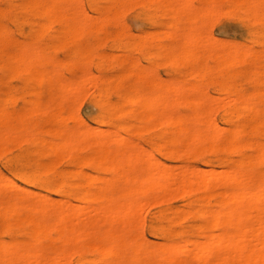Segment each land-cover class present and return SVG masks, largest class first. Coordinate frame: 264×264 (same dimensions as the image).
<instances>
[{"label":"rangeland","instance_id":"rangeland-1","mask_svg":"<svg viewBox=\"0 0 264 264\" xmlns=\"http://www.w3.org/2000/svg\"><path fill=\"white\" fill-rule=\"evenodd\" d=\"M20 1H22V3H20ZM86 1H88V4ZM232 1L233 0H221L220 6L218 7L219 8L218 12L214 11L212 13V14L215 13V15L216 13H219L222 16H220L219 14H217V16L211 15L210 13L207 12L205 8L202 10V11H205V15L209 14L208 16L211 17V19L209 21L208 16H205L204 14H202V12L200 13L203 16L199 15V17L200 16L201 17L200 18L198 17L197 22L200 25L201 23L204 22L205 25L203 23L202 24L203 26H200L202 28H200L201 32L199 31L198 34L204 35V33L207 31L206 35H208V37H206V35L204 37L202 36L203 38L200 36L202 42L204 41L205 43H208V40L209 42L211 41L213 42V40L215 41L213 42V44L209 43L207 45L203 44L204 43L203 42L201 46L198 48L200 49V51L196 49L192 53L194 57L196 58L195 59L196 61H191V58H192L191 52L182 51L177 47L174 48L172 51L168 49L167 47L166 48L164 47L166 44L168 45L167 32L169 31L172 25L171 22H173V18H172V15H169V13L166 11L164 5L161 2H158L155 0L153 1L150 0V2L149 0H121L122 5L119 2H115V0H73V3L68 6V9L70 11L79 10L82 13L83 17L90 19L91 22H93L92 26L87 27L89 28L88 30L90 32H88L87 28H84L82 31L67 30L65 26L69 22L68 18L63 15H59L58 17H56L58 19L57 21V19L51 18V16L49 17L48 14H44L40 12L38 10V7H39L38 0H0V181L5 183V186L7 184H10V182L11 183L14 182L15 184L21 186L20 188H23V190L22 189L18 190L19 186L16 185V186L11 187L8 185L6 186L7 187L6 189V187L3 186L4 190L5 189L6 190L2 192L3 194L6 193V195H3L2 192H0V199L2 200L7 199L9 196L8 194L12 196L16 193H18V195L25 194L26 195L25 197H27V195L31 196L30 191H36V192L38 191L39 195H42L43 193H45L50 198L52 197L54 200H59L61 199L60 195L57 194L58 193L57 189L59 187H64L68 191H72V193L74 192V190H77V191H82V190L88 191L89 190L88 192H91V193L98 191L100 186L102 185L104 186L105 183L103 184V181L109 179L108 177H110V179L113 178L114 173L108 167L109 164L100 162L99 155L101 154V149L95 148L94 146H96L97 143L98 145H100L101 143L100 141L104 140L103 137L105 139L108 138L110 141H112L113 138L110 136L105 137L103 134L102 135L94 134L93 136L97 140H100V141H97L95 144L94 142L96 141V139H94L93 136L90 137L91 139L89 140L87 139L88 140L87 141L86 136L90 135V134H87L89 133L88 130L90 129V127H92L91 132L95 131V126L97 129H99V127L103 128L104 130L105 128L106 129L108 128L107 130L112 129L111 130L112 133H118V134L120 133L119 135L121 136L124 135L125 137H127L125 138L126 140L131 141L130 146L134 145L132 150L137 151L139 146H141V148L143 149L141 150L139 148L141 151L148 149L147 151L149 152L150 150L151 152H153V156L160 159L163 165H165L164 163L173 164V165L179 163L178 165L179 167H176V170L178 172H180L181 169H183V167H188L191 170H197V173L201 172L200 174H202L201 168H204V169L209 168V170L210 168H212L213 170L211 171H214L217 173L219 172L215 171V169H218L220 171L223 169L224 171L222 172L224 173H225V169L226 170L228 169L230 172H232L233 170H231V168L234 169V164L240 162L243 159V157L241 155V149L238 148L239 150L238 151L237 148L235 147H232V148L227 147L228 139L230 136L229 131L228 132L225 131L223 133L219 144L214 149L210 147L209 143L199 142L198 144L197 142L194 143V142L189 141V139L190 140L193 139V137H191L188 139L187 145L185 147H181L183 148L182 151L177 153L175 156L169 155L168 152L165 150V148L159 149L157 147V143L160 141H171L172 139L177 138V136L179 135V133L177 132L178 129H175L174 127L167 129L166 126L154 127L152 124H150L151 118L148 114V113L151 114V111L153 109V108L151 109V107H153L156 104V102H154L153 100H157V103H160L161 101L163 102L166 101V100H159L157 97H155V96L159 97V95L152 96L154 93H158L160 94V96L164 95L163 97L164 98L167 97L166 98L167 100L170 99L169 102L167 101L168 103H171L170 106L168 107H169V110H172L170 108L173 107V110L175 111L174 114L180 113L181 115H183L186 112H188L190 114L188 115L189 118L195 117L194 115H192V113L196 111L195 107L198 105L197 103H200V102H197L199 98L200 100H205L206 98L208 99L207 102H213V100L212 101L209 100V99L214 98V97L212 98L211 95L213 96L218 95L221 97L225 95L223 97V100L221 98L219 100H222L221 102L223 103L225 99H228L227 97H230L226 102H224V103H228L229 100L231 101V98L232 100L234 99L236 100L237 94H240L245 100H248L249 102L256 104L261 110L260 113L254 117L253 119L254 123L259 125L264 122V83L262 82L264 81V74H261V72L264 73V64H263L264 63V24L261 20L251 19L241 10L232 8V5H231ZM251 1H254V0H251ZM260 1H264V0H260ZM16 3H20V4L15 5ZM28 4H31L30 5L31 7H27ZM201 4L203 5V7H206L203 0L194 1V5L196 6L200 7L202 6ZM123 6L126 8H124ZM119 8L121 9V11H118ZM114 10H116V13L114 12ZM19 11L23 12L21 13L22 17L20 16ZM84 12L85 13L88 12V14L90 15L83 14ZM243 15L247 16V18L243 17ZM110 16L114 17V19L111 18ZM36 18L39 20H37ZM94 20L95 21L97 20V21L95 22ZM259 21L261 22V24ZM102 22L105 23L108 27L100 28L99 25ZM168 24L169 26H167ZM54 25L57 27H55ZM208 25L210 26L208 27ZM184 26H186V21L182 23V27ZM204 28L205 30H203ZM164 30H167V31H164ZM216 38H220V41L217 40ZM96 39L98 40L95 41ZM226 40L228 42L231 40L230 44L235 45L234 47L231 46V49L233 51H241V49H243L242 52L244 54H247L248 59L246 61L235 62L233 64L232 74L227 82L224 81L222 77L221 69H216L215 75L212 78H204L205 69L207 67H213L216 65V55L227 52L226 45L228 44H226L227 43ZM258 40L259 42L257 43ZM217 41L220 43L217 44V46L215 47H219V49L214 48V45H216ZM221 41L224 44L223 46H222ZM91 44H94L95 49ZM178 44H183V40L179 41ZM209 45H212L210 46L212 50L209 48ZM22 46L23 47L25 46V47L23 48ZM117 46L118 47L122 46L123 48L120 47L121 48L120 50V48H116ZM203 46H206L207 48ZM229 46L230 45H228V47ZM244 47H246L248 51H246L247 49ZM5 52L7 53L5 54ZM178 52L180 54H178ZM184 52L187 54H185ZM216 52H218V54ZM118 53H120V55ZM255 54H258L257 57H255L256 56ZM164 55L166 57H164ZM19 57L25 58V61H26L25 63L27 64V66L33 65L34 63L37 62L36 64L33 65L35 67V68L33 67L34 69L38 68L39 70L41 69L46 72L55 71L56 69L57 71H60V70L63 71V74L58 76V79L61 80L60 81L61 84L66 85V83H68V85L71 86V90L75 89L73 88V86L80 87V90L76 88V91L74 92L78 95H74V93H72L73 96L70 95L71 90L67 92L65 88L63 87V85H61L62 87L59 86L60 88L59 87L51 88L48 85L43 86L41 84V81L37 83L39 81L37 79L39 78L35 76L32 77L30 72L26 70L24 66H19L16 63L15 60L16 58H19ZM38 57H39V60H37ZM84 57L87 58V61H86V58ZM48 58L50 60L49 62L47 60ZM59 58H60V61L62 62L59 61ZM165 60L168 62H166ZM70 61H73V63ZM173 61H175V63ZM120 62H124L125 64L123 65V63H120ZM71 63L72 65L70 66ZM187 63L189 64L187 65ZM145 70H148V71H145ZM256 71H258L262 75L261 82L256 80V77H257ZM85 73L87 76L85 75ZM96 74H99V75H96ZM118 74L121 77L118 76ZM142 74L144 76H141ZM152 74H155V75H152ZM185 75L187 76L185 77ZM96 76L102 79L100 80ZM84 77L86 78L88 77L87 79L85 78L86 81ZM241 77L243 79H240ZM159 78H162V79L160 80ZM174 79H177V80L175 81ZM165 80L167 82H165ZM155 81L157 82L159 81L161 83H164V82L169 83L170 88H172L173 84L176 85V83H178L179 86H175V88L179 89V87L180 86L181 87L179 90L177 89L176 98L181 99L180 97H183L184 102L183 101L178 102L179 101L178 99L177 101L174 100L175 99L174 92L170 93L171 91H176L174 90V88H172L173 90L169 89L171 90L169 91L167 89L169 87L165 86L167 84H165L164 86L162 84H159L160 86L162 85V91H161V87H159L158 84H156L157 82ZM185 85L186 86L190 85L189 86L190 88L185 90L186 89V88L184 89V87H186ZM226 85L228 86L229 90H225L224 87ZM196 86L200 87V89L199 90H195V89L189 90L194 87L196 88ZM124 88L125 90H123ZM202 88L203 89L206 88V90L208 89L207 92L206 90H204L206 94H202L204 93V92H201ZM163 89H165L166 91ZM82 90H84V92ZM183 90L186 91L185 94H182L184 93ZM37 91L38 93L36 94ZM180 91H182V93ZM256 91H259V93ZM81 92L85 93L83 94V96L85 97L82 98L81 97L82 95L80 96V94H82ZM160 92H162L163 95H161ZM191 92L195 94H192ZM187 93L188 94L191 93L192 95L189 94L190 95L189 96ZM59 94L61 97L63 96L64 98L65 97L66 98L65 99L60 98V96H58ZM128 95L130 97H128ZM170 95L171 97L173 96L174 99L170 98ZM185 95L188 99L184 98ZM208 95L209 97H207ZM142 96L143 97L146 96V97L143 99ZM147 96H148V99L146 100ZM233 97L235 98L233 99ZM128 98H130L129 99L130 101L133 100L132 101L133 103H130ZM136 98H138L139 100L138 99L136 100ZM140 99H143V100L141 101ZM185 99L187 100L191 99L190 100L191 102L186 101ZM214 99H215L214 100L215 103H213V105L211 106H209L208 103H205L206 101L204 102L202 101L203 104H205L208 108L216 107L217 109V110L215 109L216 111L214 110L212 113L210 111V115H209V112H206L207 115L203 114L202 117L209 118L210 116L212 117V119H215L214 121H216L217 123L214 122L212 119L209 120L210 122L212 120L214 123L220 125L221 127H226L228 129L231 126L234 127L239 124H241L242 126L244 125L243 128L246 130V133L248 134L246 136V140L248 138L249 140L254 138V134L252 135L249 133L250 130L248 127V125L252 121L250 120V117H247L242 113V108L244 104V102L242 101L243 99L238 100V101H233V103H228V105L227 104L222 105V103L219 102L221 103L219 105L220 107L216 105V104H219L217 103V101L219 100L217 98H214ZM146 101H152V104L154 105L149 106V109H148L147 105H150L151 102L147 103ZM143 102H146L147 105L146 106L143 105L145 104ZM167 102L165 103L169 105ZM45 103H48V104H45ZM139 103L142 108L139 107L140 106ZM32 104L37 105V106L35 107ZM160 105L162 106V104ZM74 108L78 110H75ZM127 108H129L130 110ZM140 109L141 110L143 109L142 111L144 112V115ZM226 109L228 110L233 109L234 115L232 113H227ZM28 110L32 112H29ZM104 110H107L108 112ZM104 112H105V116L104 115L102 116ZM112 113L114 114V116ZM211 114H214V116H212ZM63 115H64V118H63ZM81 117L83 118V120L80 119ZM185 117H187V115H185ZM230 117H233V118H230ZM208 118L206 119L203 118L202 121H204V119L208 120ZM79 120L82 122V125L84 124L85 125L82 126L81 123H77V122H80ZM227 120L230 121V123H227ZM203 124L205 123L204 122L202 123L194 122V124L193 123L191 124V130L197 131L198 129L199 130L204 129L207 131L208 129L206 127H208V125L206 124L203 125ZM143 125L147 127L149 125L150 127L148 128L146 127L145 131L142 130V132H139L141 131L140 129H144ZM74 126L76 127L74 128ZM57 128L61 132L69 130L70 128L73 129L72 131L76 130L74 131V134L82 137V140H81L82 142H80L79 144L82 146V143H83V147H82L83 150L81 147H78L77 148L78 150L77 149L72 150V147H70L71 150L69 151L60 152V153L55 154L51 146L46 145L44 141L48 139L50 136H53L54 141L56 142L59 141L60 138L58 134L61 132ZM135 129H137V132H135L136 131ZM148 129L150 131H148ZM146 130L148 132H146ZM11 131H12V134H11ZM169 131H171L172 133ZM82 133L84 136H81ZM84 133L87 135L85 136ZM6 134L8 135L7 138H6ZM157 134L159 135L157 136ZM225 134L228 137H226ZM160 135H163L165 137H162ZM124 136L122 137L124 138ZM259 139L262 143H264V135L260 136ZM92 140H94V142H92ZM223 141H226V142H223ZM85 142L89 144V148H86L87 146ZM91 142L94 144L93 146ZM135 144L138 146H136ZM189 144L190 145L193 144L192 148L194 149H192L189 146ZM143 146L146 148H143ZM204 146H206L205 149L203 148ZM185 148H187L188 150L186 149L187 151H185ZM189 148L192 150H190ZM225 152H227V154ZM243 152L246 154H250L251 151L249 147H245L243 149ZM75 153L77 157L75 156ZM68 154H69V157L67 156ZM182 158H184V160ZM226 159H228L229 161H226ZM235 159H238V160H235ZM206 162L207 164H205ZM181 163H183V165ZM184 163H188V164H184ZM255 164H256L255 170L257 172L263 171L262 173H264V160L255 162ZM103 165H106V166H103ZM173 165H169V166L171 167ZM87 168L89 169L92 168V170H89ZM178 168L180 169V171ZM193 168H196V169H193ZM84 171H87L89 174L92 173L93 175H96V176H93L94 179H97L98 176L103 177L104 175H105L104 177L106 178L105 179L104 177L103 179L99 178V179H102L103 181L102 180L93 181V177H89L88 173ZM83 172L86 176L83 175ZM230 172L227 171V173H230ZM2 173H4V175ZM146 173H144L145 174L144 176L142 175L143 173L140 174L137 184L140 185L142 183L141 181L143 180L144 181L146 180L148 181V179L150 180V177H151L150 173H149L150 177H148V179L143 178L147 176ZM6 175L9 177L10 180L8 178L6 179L7 177ZM1 176L3 177L6 176V177L4 179ZM68 178L70 179L68 180ZM140 178L141 179L143 178V180H140ZM88 179L91 181H88ZM5 180L6 182H4ZM222 181L212 182L217 187L216 188L217 190L220 191L222 188H226L228 190L230 189L234 190L236 188L234 185L224 186V184H227V183L224 181L225 183L223 184ZM66 183L70 184L71 186L70 185L67 186ZM117 184L122 185L123 181H119ZM147 184H151V183L148 181ZM36 187H39V188H36ZM45 187H46V190H45ZM95 187L97 188V190ZM195 190H196L195 188H189L187 189V192L185 190H184L185 192H183L182 190H179L183 195H180L177 198V196H175L176 195L175 192H177V190L173 189L170 191L172 194L169 193L167 195L168 197L163 196L167 198L165 201H159V200H162V198L160 199L158 198L159 204H156L153 206L151 205V207L149 206L150 204H153L155 201L156 203L158 202L157 198L154 197L153 194L149 195L148 197H145L143 200L145 208L141 207L138 210V217H137L140 223H142L143 225L141 224L142 226L140 227V223H138L140 227L138 231L134 229H130V228H129L130 231L128 230V228H127V231L130 233L139 234V236H140V232H142L141 234H143L144 237H142L143 235H141L140 241L141 242L147 241V242H144L145 247L148 249L151 248L152 251L156 250L155 244L157 243L155 242H158L157 240H159L160 242H165V244H170V243L175 244L176 243L180 245V243H183L182 245H180V248L186 243L185 241L188 242V241H191L192 239H193L192 241H194L195 238L196 240H201L199 242L206 241L207 240L206 237H208L207 233L209 231L205 233L204 235L199 234L196 231V228L199 225L205 224V222L201 219V217L196 212L202 209L208 210L211 207L218 206L219 205L218 203H220L221 201L220 199L221 196H220V193L217 191L214 193H219V194H213L210 201H205L204 200L205 193L199 189H197L199 191L197 190L195 191ZM222 190H225V189H222ZM163 194L165 193L160 192V197H162L161 195ZM170 194L172 196L169 197ZM215 195H216V198H215ZM154 198L156 200H154V202L149 203V200L151 199L152 201V199ZM66 199L72 201L71 203H73L74 205H76L75 203L80 204V200L78 196L75 194L66 196ZM146 199H149V200H146ZM29 201L34 203V200H29ZM97 205H99V203ZM147 207L149 208L147 209ZM182 208H184L187 211L185 215L188 217L185 216L183 220L180 222L171 223L170 218L173 217V215L178 211V209L181 210ZM169 211H171L172 213L174 212V213L172 214ZM95 214L96 212L93 213V215ZM141 215H142V218L140 217ZM5 217L6 219H4ZM21 217H24V219L26 220H24ZM28 217H29V213L27 211L20 210L18 211V213H16V215H11L8 209H5L4 206H1L0 207V219L2 221L0 220V235H1L0 243H2L3 245H7V244H10L12 241L13 242L28 241L29 237L27 235L29 232L28 230L30 228L28 224ZM100 218L103 219L105 226H106L108 224V219L105 218L104 216ZM152 219H153V222L150 221ZM195 224L197 225L195 226ZM155 225H158V227H160L161 229L163 228L165 231L164 232L165 234L163 233L161 235H156L154 233ZM161 225L164 227H162ZM192 225H194V227H192ZM113 226L116 231H120V229L123 228V226L120 224H114ZM169 229H170V232L168 231ZM192 230L193 232H195L194 234L192 233ZM9 231H11L12 233ZM99 231H100L99 228L96 229L94 235H92L88 239V241H86L85 246L78 249L79 251L75 252V254L72 255L71 257L72 264H76V263L77 264H91L92 261L100 258L101 252H99V250L96 249L95 247L90 246L93 244L99 245V244H103L107 242L104 239L100 240L98 238ZM220 231H218V233ZM57 236H58V228L54 227L50 229L48 237L46 239H43L37 248L39 250L44 249V251L45 250L52 251V249L54 250L56 247L60 246V243L57 240H55ZM160 242H158V244H161ZM157 246L161 247V245L160 246L157 245ZM224 250L227 251L228 249H224ZM125 254L127 257H129L130 255V253L128 252ZM187 255L179 256V254L178 255L176 254L175 264H178V263L197 264L198 263L194 257V253L190 252ZM152 258L148 259V264H158L159 263V259H156L157 257L155 255H152ZM111 259L112 258L109 257L107 260H111ZM143 260L145 259L143 258ZM204 262H207L208 264L214 263L215 259L213 257H207V258H204Z\"/></svg>","mask_w":264,"mask_h":264},{"label":"bare ground","instance_id":"bare-ground-1","mask_svg":"<svg viewBox=\"0 0 264 264\" xmlns=\"http://www.w3.org/2000/svg\"><path fill=\"white\" fill-rule=\"evenodd\" d=\"M38 1H39L38 10L44 14H48L49 17L51 16V18H55V19H57L56 17H58L59 15H63L65 17H67L69 22L67 23V25L65 27L69 31L70 30L82 31L84 28H87V27L93 25L92 24L93 22H91L90 19L83 17L82 13L79 10L70 11L68 9V6L73 3V0H38ZM155 1L161 2L164 5L166 11L169 13V15H172V18H173V22H171L172 25H171L169 31L167 32L168 45L166 44L164 47L165 48L167 47L168 49H170L172 51L176 47L182 51H189V52H191V55H192L191 61H196L195 60L196 58L194 57V55L192 53H193V51H195L196 49H198L201 46V44L204 42V41L202 42L201 37L202 36L204 37L207 33V31H206L204 33V35L198 34L200 31V28H202L200 26H203L202 24L204 23V22L201 23V25L198 24V22H197L198 17H199V15L203 16L202 14L205 15V11H202L204 8L211 15H215V13L214 14H212V13L214 11L218 12V10H219L218 7L220 6L221 0H203L206 7H203L202 4H201L202 6H200V7L194 5L195 0H155ZM86 2L88 4V1H86ZM115 2H119L121 4V0L120 1L115 0ZM149 2H150V0H149ZM20 3H22V1H20ZM20 3H16L15 5H17V4L19 5ZM133 4H135V3H133ZM30 5L31 4H28L27 7H31ZM207 5H208V7H207ZM231 5H232V8L238 9V10H241L242 12H244L247 16H249V18L254 19V20L259 19L264 24V1H260V0H254V1H251V0H233ZM88 7H89V5H88ZM124 8H126V7H124ZM23 9H24V7H23ZM119 9H118V11H121V9L120 10ZM82 11H83V9H82ZM19 12H20V16H21V13H23V12H21V11H19ZM85 12L83 14H88V12L87 13H85ZM114 12L116 13V10H114ZM201 12H202V14H200ZM159 13H160V11H159ZM217 14H219V13H216L215 16H217ZM88 15H90V14H88ZM208 15L209 14H207L205 16H208ZM43 16H45V15H43ZM220 16H222V15H220ZM247 16L243 15V17H246V18H247ZM111 18L114 19V17H111ZM208 18L210 21L211 17L208 16ZM37 20H39V19H37ZM57 21H58V19H57ZM57 21H56V23H57ZM184 21H186V26L182 27V23H184ZM260 24H261V22H260ZM204 25H205V23H204ZM99 26H100V28L108 27L103 22ZM167 26H169V24ZM209 26L210 25H208V27ZM55 27H57V26H55ZM88 29L89 28H87V30ZM203 30H205V28ZM164 31H167V30H164ZM88 32H90V31L88 30ZM159 32H161V31H159ZM206 37H208V35H206ZM216 39L220 41V38H216ZM59 40H60V38H59ZM97 40L98 39H96L95 41H97ZM181 40H183V44H178L179 41H181ZM214 41L215 40H213V42ZM230 41L229 42L227 41V43H226V44L230 45L229 47H228V45L225 44L226 48H227L226 53L218 54V52H216L218 54V55L215 54L216 55V65L213 67H207L205 69L204 78H212L215 75L216 69H221L222 70V77H223L224 81L227 82L229 80L231 74H232L233 64L235 62H240V61L242 62V61H246L248 59L247 54H244L242 52L243 49H241V51H233L231 49V46L234 47L235 45H231ZM86 42H88V41H86ZM213 42L212 41L209 42V40H208V43L204 42L203 44H206V45L209 43L213 44ZM258 42H259V40L257 41V43ZM219 43L220 42L217 41L216 45H214V48L219 49V47H215ZM115 44H117V43H115ZM22 45H24V44H22ZM27 45H29V44H27ZM91 45L94 47V44H91ZM223 45L224 44L222 42V46ZM210 46H212V45H209V48H210ZM120 47L123 48L122 46H120ZM120 47L117 46L116 48H120ZM203 47H206V46H203ZM108 48H110V47H108ZM121 48H120V50H121ZM244 48H246V47H244ZM94 49H95V47H94ZM162 49H163V47H162ZM198 50L200 51V49H198ZM207 50H209V49H207ZM222 50H224V49H222ZM86 51H88V50H86ZM202 51H204V50H202ZM246 51H248V49ZM93 52H95V51H93ZM3 53H4V51H3ZM6 53L7 52H5V54ZM254 53H256V52H254ZM118 54L120 55V53H118ZM178 54H180V53L178 52ZM185 54H187V53H185ZM255 55H256L255 57H257L258 54H255ZM260 55H261V53H260ZM164 57H166V56L164 55ZM7 58H5V59H7ZM84 58H86V57H84ZM213 58H215V57H213ZM37 60H39V57L37 58ZM47 60H48V62L50 61L49 58ZM47 60H45V61H47ZM61 60H62V58H61ZM15 61L19 66H24L25 69L30 72L32 77L35 76V77L39 78V79H37L39 81L38 82L36 81L37 83H39L41 81V84L43 86L48 85L51 88L52 87H59V86L63 85V87L65 88V90L67 92L71 90V86L68 85V83H66V85L61 84V82H60L61 80L58 79V76L62 75L63 71H61V70L57 71V69H56L55 71H51V72L47 71L46 72V71L41 70V69L39 70L37 67H36L37 69H34L35 67L33 65L36 64L37 62L34 63L33 65L27 66V64L25 63L26 61H25L24 57L16 58ZM59 61H60V58H59ZM86 61H87V58H86ZM60 62H62V61H60ZM70 62L73 63V61H70ZM81 62H83V61H81ZM166 62H168V61H166ZM173 62L175 63V61H173ZM72 63L70 64V66L72 65ZM120 63H123V65L125 64L124 62H120ZM188 64L189 63H187V65ZM248 65H250V64H248ZM127 66H129V65H127ZM124 67H126V66H124ZM175 70H177V69H175ZM145 71H148V70H145ZM258 71H256V75H257L256 80L261 82L262 81V78H261L262 75L261 74H264V73L261 72V74H260ZM179 72H181V71H179ZM85 75H86V73H85ZM96 75H99V74H96ZM152 75H155V74H152ZM179 75H181V74H179ZM118 76H120V75L118 74ZM141 76H144V75L142 74ZM186 76L187 75H185V77ZM242 77L240 79H243ZM85 78L86 77H84V79ZM97 78H99L100 80L102 79L100 77H97ZM122 78H124V77H122ZM86 79H85V81H86ZM89 79H90V77H89ZM159 79L161 80L162 78H159ZM145 80H146V78H145ZM169 80H170V78H169ZM174 80L176 81L177 79H174ZM19 81H21V80H19ZM159 81L158 82L155 81V82H157L156 84H158V86L161 87V91H162V85L164 86L165 84H167V85H165L166 87L167 86L169 87V85H170L169 83H165V82H167L166 80L164 83H161ZM262 82L264 83V81H262ZM159 84H162V85L160 86ZM175 86H179L178 83H176V85L173 84V86H172V88H174V90H176V91H171L173 89L170 87L167 88L168 90L171 89V90H169V91H171L170 93L174 92V94H175L174 95L175 99L173 98V96L171 97V95H170V98H173L176 101L178 99L179 100L178 102H180V101L184 102L183 97L178 96L182 100L179 98H176L177 97L176 92H177L178 88H175ZM189 86L190 85H187L186 87H184V89L186 88L185 90H187L188 88H190ZM81 87H83V86H81ZM85 87H87V86H85ZM180 87H179V89H180ZM73 88H75V89H73ZM73 88H72L73 90H71V94H70L72 96H73L72 93H74L76 91V88L78 90H80V87H78V86L77 87L73 86ZM206 88H204V89L202 88L201 92H204V90H206ZM224 88H225V90H229L227 85ZM192 89L199 90L200 87L196 86V88L194 87V88H191L189 90H192ZM84 90H82V91L84 92ZM123 90H125V88ZM163 90H165V89H163ZM185 90H183L184 93H182V91H180V92L182 94H185V92H186ZM207 90H206V92H207ZM206 92H204L202 94H206ZM256 92L259 93V91H256ZM37 93H38V91L36 92V94ZM160 93H161V95H163L162 92H160ZM191 93H189V94H191ZM83 94H85V93L80 94V96L82 95L81 96L82 98L85 97V96H83ZM192 94H195V93H192ZM74 95H78V94L74 93ZM154 95H159V97L158 96H155V97H157L159 100H166L165 102H167V101L169 102V100H170V99L167 100L166 99L167 97L164 98L163 97L164 95L160 96V94H158V93H154L152 96H154ZM196 95H198V94H196ZM58 96H60V94ZM181 96H183V95H181ZM204 96H206V95H204ZM211 96H212V98L214 97V98H217L218 100L221 98L223 100V97L225 95L223 97L218 96V95H217L218 97L216 95H214V96L211 95ZM128 97H130V96L128 95ZM145 97L146 96H144L143 99ZM207 97H209V95ZM60 98H64V97L60 96ZM184 98H187L186 95L184 96ZM214 98L209 99L211 101L213 100V102H207L208 99H206V98H205V100H200V98H199L200 101L197 100V102H200V103H197L198 105L195 107L196 111L192 113V115L195 116L194 118H192L191 116H190L191 118H189L188 115H190V114L188 112H186L188 114L185 113L183 115H181L180 113L174 114L175 111L173 110V107L170 108L173 110V112H172V110H169L168 106H170L171 103H168V102L167 103L169 105H167L163 101H161L160 103H157V100L152 99L154 102H156L155 105L152 104V101H146L147 103L151 102L150 105H147L146 102H143V103H145L143 105H145V106L147 105L148 109H149V106L154 105L153 107H151V109L153 108L151 111V114L148 113L150 118H151L150 124H152L154 127L166 126L167 129L172 128V127H174L175 129H178L177 132L179 133V135L177 136V138L174 137L175 139H172L171 141H160L157 143V147L159 149L165 148V150L168 152L169 155L175 156L177 153L182 151L183 148H181V147H185L188 143V139L191 137H193V139L195 141L193 139H191V140L189 139V141L194 142V143L197 142L198 144H199V142L200 143H203V142L209 143L210 147L212 149H214L219 144L223 133L225 131H227V132L229 131L230 136L228 139V146L227 147L228 148L229 147L230 148L235 147V148H237V150H238V148L241 149V155L243 157L242 160L240 159L241 160L240 162L234 164V169L231 168V170H233L232 172H230L228 169L227 170L225 169V173H224V172H222V171H224L223 169L221 171L218 169H215V171H218L220 173L219 174L217 172L211 171V170H213L212 168H210V170H209V168L208 169L201 168L202 169L201 171L203 174L202 175V174H200L201 172L197 173V170H191L188 167H183V169H181V171L178 168L180 171V172H178L176 170V167H179L178 166L179 163L175 164V165L164 163L165 165H163V163H161L162 161H160V159L153 156V152H151L150 150H149V152L147 151L148 149L141 151L143 149L141 148V146H139L137 151L132 150L134 145L130 146L131 141L126 140L125 138H127V137H125L124 135H122V136H124V138H123L121 135H119L120 133L119 134L118 133H112L111 132L112 129L107 130L108 128L107 129L105 128V130H104L101 127H99V129H97L96 126H95V131L91 132L92 127H90L89 130L87 129L89 131V133H87V134H90V135L86 136L87 134L84 133L86 136V140L91 139L90 137H92L94 134H99V135L103 134L105 137L110 136L113 138L112 141H110L108 138L105 139L103 137L104 140L100 141V140H97L93 136V138L96 139V141L94 142V140H92V142H94L95 144L97 141L101 142L100 145H98V143H97L96 146H98V147H96V146H94V147L101 149V154L99 155V160H100V162H104V163L109 164L108 167L114 173L113 178L110 179V177H108L109 179L104 180L105 181L104 182L102 179L105 175L103 177L98 176L97 179H94L93 176H96V175H93L92 173H91L92 174L91 175L87 171H84V172L88 173L89 177H93V181L94 180H96V181L102 180L103 184L105 183L104 186L103 185L100 186L98 191H96L94 193L88 192L89 190L88 191L74 190V192L72 193V191H68L64 187H59L57 189V192H58L57 194H59L61 197V199H59V200H54L52 197L50 198L45 193H43L45 195H43V194L39 195L38 191L37 192L36 191H30L31 196L27 195V197H25L26 196L25 194L24 195H21V194L18 195V193H16L12 196L10 194H8L9 196L7 199H3V200L0 199V207L4 206L5 209H8V211L10 212L11 215H16V213H18V211H20V210L27 211L29 213L28 224L30 226V228L28 230L29 232L27 235L29 237L28 241H24V242H13L12 241L11 243L8 242L10 244H7V245H3L2 243H0V264H72V261H71L72 255L75 254V252L79 251L78 249L85 246L86 241H88V239L92 235H94L95 230L98 228L100 229L99 233L97 232L98 238L100 240L104 239L107 242H105L103 244H99V245L93 244L95 246L90 245V246L98 249L99 252H101L100 258L92 261L91 264H148V259L152 258V255H155L157 257L156 259H159L158 264H175L176 263V261H175L176 254L177 255L179 254V256L180 255L183 256V255L189 254L190 252L194 253V257L198 262L197 264H208L207 262H204V258H207V257H213L215 259L214 263H209V264H264V173H262L263 171L257 172L255 170V165H256L255 162H259V161L264 160V143H262L259 139L260 136L264 135V122L262 124L258 125L256 123H254V121H253L254 117L257 116L261 110L256 104L251 103L248 100H245L242 97V95H240V94H237L236 100L234 99L235 97H233L234 100H232V98H231V101L229 100L228 103H233V101H238V100L243 99L242 101L244 102V104H243V108H242V113L245 116L250 117V120L252 122L248 125L249 130H250L249 133L252 135L254 134V138H252L251 140H249V138H248L246 140V136L248 134L246 133V130L243 128L244 125L242 126L241 124H239V125H236L234 127L231 126L228 129L226 127H221L220 125L216 124L217 122L214 121L215 119H212V117L209 116L210 111L212 113L216 109V107H209L208 108L205 104H203V102L206 101L205 103H208L209 106H211V105H213V103H215ZM227 98L229 99L230 97H227ZM97 99H99V98H97ZM100 99H101V97H100ZM129 99L130 98H128V100ZM137 99L138 98H136V100ZM143 99H140V100L142 101ZM147 99H148V96H147L146 100ZM187 99H185V100L191 102L190 101L191 99L190 100H187ZM228 99H225L223 101V103L221 102L222 100H219V101H217V103L221 102L222 105L223 104L228 105V103H224ZM159 100H158V102H159ZM132 101H130V103H133ZM210 103H212V104H210ZM221 103L216 104V105L218 107H220L219 105ZM33 104H35V103H33ZM45 104H48V103H45ZM160 104H162V106ZM60 105H61V103H60ZM62 105H63V103H62ZM139 105H140V103H139ZM33 106L36 107L37 105H33ZM99 107H100V105H99ZM139 107L142 108L141 105ZM176 108H174V109H176ZM222 108H224V107H222ZM127 109H129V108H127ZM218 109H220V108H218ZM75 110H78V109H75ZM132 110H133V108H132ZM40 111H41V109H40ZM104 111H107V110H104ZM29 112H32V111H29ZM206 112H209V115H208L209 118L208 117H202V115L206 114ZM226 112L233 114L234 110L233 109H229V110L226 109ZM226 112H225V114H226ZM103 115L105 116V112H104V114H102V116ZM143 115H144V112H143ZM185 115H187V117H185ZM211 115L214 116V114H211ZM71 116H73V115H71ZM79 116H81V115H79ZM113 116H114V114H113ZM106 117H108V116H106ZM63 118H64V115H63ZM63 118H61V119H63ZM203 118H205V119L208 118V120L204 119V121H202ZM230 118H233V117H230ZM80 119L83 120L82 117ZM210 119H212L216 123H214L212 120L210 122L209 121ZM240 120H241V118H240ZM194 122H196V123L204 122L206 125H208V127H206L208 130L206 131L204 129L203 130L198 129L197 131H192L191 130V124L192 123L194 124ZM77 123H81V125H82L81 121L77 122ZM227 123H230V121L227 120ZM205 124H203V125H205ZM84 125H82V126H84ZM149 125H148V127H150ZM226 125H228V124H226ZM75 127L76 126H74V128ZM143 127H144V129H140L141 131H139V132H142V130L145 131L147 126L143 125ZM203 127H205V126H203ZM65 129H66V127H65ZM70 129L63 131V132H61L58 129L61 132L58 134V136L60 138L59 141H57V142L54 141L53 136H50L48 139H46L44 141V143H46V145H50L55 154L60 153V152L69 151V150H71L70 147H72V150L77 149L78 147L82 148L83 143H82V146L79 144L80 142H82L81 141L82 137L74 134V131H76V130L72 131L73 129H71V131H70ZM201 129H202V127H201ZM113 130H115V129H113ZM135 130H136L135 132H137V129H135ZM160 130H162V129H160ZM148 131H150V130L148 129ZM148 131L146 130V132H148ZM169 132H171V131H169ZM55 133H57V132H55ZM162 133H163V131H162ZM11 134H12V131H11ZM158 135L159 134H157V136ZM7 136L8 135L6 134V138H7ZM81 136H84L83 133L81 134ZM160 136L165 137L163 135H160ZM226 137H228V136L226 135ZM17 139H19V138H17ZM223 142H226V141H223ZM20 144H21V142H20ZM85 144L87 146V147L86 146L85 147L89 148V144L86 142H85ZM93 145L94 144L92 143V146ZM131 145H132V143H131ZM192 145L189 144V146L191 148H192ZM136 146H138V145H136ZM205 147L206 146H204L203 148L205 149ZM245 147H249V149L251 151L250 154H246L243 152V149ZM41 148H40V150H41ZM143 148H146V147L143 146ZM187 148H185V151L188 150ZM192 149H194V148H192ZM192 149H190V150H192ZM82 150H83V148H82ZM84 150H86V149H84ZM87 152H89V151H87ZM150 152H151V154H150ZM225 153L227 154V152H225ZM238 153H240V152H238ZM165 154H167V153H165ZM60 156H62V155H60ZM67 156L69 157V154ZM75 156H76V153H75ZM79 157H81V156H79ZM182 159L184 160V158H182ZM235 160H238V159H235ZM84 161H86V160H84ZM226 161H229V160L226 159ZM92 162H93V160H92ZM32 164H34V163H32ZM135 164H137V165H135ZM181 164L183 165V163H181ZM184 164H188V163H184ZM205 164H207V162ZM96 165H97V163H96ZM169 165H173V166L170 167ZM103 166H106V165H103ZM193 167H194V165H193ZM230 167H232V166H230ZM87 169H89V168H87ZM193 169H196V168H193ZM89 170H92V168H90ZM149 170L152 172H150ZM76 171H78V170H76ZM227 171L230 173H227ZM84 172H83V175L86 176L84 174ZM146 172H148V173H146ZM144 173H146V175H147L146 177H143L145 179H148V177H150V174H151L150 180L148 179V181L151 184H147L148 181L147 180L144 181L143 178L142 179L140 178V180H143L141 182L144 184H142V183L140 185L137 184V181L139 179L140 174H142L144 176L145 175ZM2 174L4 175V173H2ZM6 176H4V177L1 176V177H3L5 179ZM7 178L9 179L8 176L6 177V179ZM24 178H26V177H24ZM99 178H102V179H99ZM105 178L106 177H104V179ZM69 179L70 178H68V180ZM222 180H224L227 184H224L225 182ZM88 181H91V180L88 179ZM119 181H123V184L118 185L117 183ZM214 181H218V182L222 181L224 186L234 185L236 188L234 190L233 189L228 190L226 188H222L225 190L221 189L219 191L216 189L217 187L215 186V184L212 183ZM0 182H2V181H0ZM4 182H6V180ZM27 183H29V182H27ZM8 185L12 187V186H16L17 184H15L14 182L13 183L10 182V184H7L6 186H8ZM68 185H70V184H67V186ZM3 186L6 187L5 183H3V182L0 183V192L5 191L7 189V187H6V189L4 190ZM17 186H19V185H17ZM20 187L21 186L18 187V190H20V189L23 190V188H20ZM98 187H99V185H98ZM228 187H230V186H228ZM36 188H39V187H36ZM189 188H195L196 190L199 189V190L203 191L205 193V195H204L205 201H210L213 194H219L220 193L221 201H220V203H218L219 204L218 206L211 207L208 210L202 209V210H199L196 212L201 217V219L205 222V224L199 225L196 228V231L202 235H204L205 233H207L209 231L207 233L208 237H206V239L208 240V241L206 240L207 242L206 241H204L205 243L199 242L201 240H196V238L194 239V241H192L193 239L191 241H188V242L184 240L186 243L180 248V245H182L183 243H180V245L176 244V243L175 244H173V243L165 244V242H160L159 240H157L161 244H158V242H155V243H157V244H155L156 250L152 251L151 248L148 249L145 247L144 242H147V241H144V242L140 241V237H141V235H143V234H141L142 232L139 231L140 232V236H139V234L130 233L127 231V228L129 231H130V229H134V230L138 231L140 229V227L143 225L142 223H140V221L138 220L137 217H138V210L141 207L145 208L144 201H143L145 197H148L149 195L153 194V196L157 198V201H158V198L159 199L162 198V200H159V201H165L167 199L166 197H168L167 195L169 193H171L170 192L171 190H173V189L177 190V192H175L176 195L175 194L174 195L177 196V198H178L180 195H183L179 190H182L183 192H185V191L187 192V189H189ZM45 190H46V187H45ZM96 190H97V188H96ZM199 190H197V191H199ZM217 191L219 193H214ZM160 192H163L165 194L161 195L162 197H160ZM178 192H179V194H178ZM2 194H3V192H2ZM72 194H75L78 196V198L80 200V204L75 203L76 205H74L73 203H71L72 201L66 199V196L72 195ZM171 194L169 195V197L172 196ZM184 194H186V193H184ZM3 195H6V193H4ZM163 196H166V197H163ZM215 198H216V195H215ZM29 200H34V203L30 202ZM146 200H149V199H146ZM154 200H156V199L154 198V199H152V201L150 199L149 203L154 202ZM159 201L157 203L155 201L153 204H150L149 206L151 207V205L153 206V205L159 204ZM98 203H99V205H97ZM183 205H185V204H183ZM185 206H187V205H185ZM189 207H191V206H189ZM148 208L149 207H147V209ZM175 211H176V209H175ZM94 212H96L95 215H93ZM169 212L172 213L171 211H169ZM186 212L187 211L184 208H182L181 210L178 209V211L173 215V217L170 218L171 223H176V222L182 221L183 218L186 216L185 215ZM158 214H160V213H158ZM188 214H190V213H188ZM169 215H171V214H169ZM102 216H104L105 218L108 219V224L106 226H105L103 219L100 218ZM140 217L142 218V215ZM186 217H188V216H186ZM21 218L24 219V217H21ZM144 218H145V216H144ZM144 218H143V220H144ZM156 218H157V216H156ZM4 219H6V217ZM24 220H26V219H24ZM150 221L153 222V219ZM190 221H191V219H190ZM138 223H140V227H139ZM114 224H120L123 226V228L120 229V231H116L114 226H113ZM196 225L197 224H195V226ZM10 227H11V225H10ZM54 227L58 228V236H57V238H55V240H57L60 243V246L56 247L54 250L52 249V251L47 250L48 252L46 250L44 251V249L39 250L37 248L38 245L40 244V242H42L43 239H46L48 237L49 230L54 228ZM162 227H164V226H162ZM192 227H194V225H192ZM148 231H150V230H148ZM168 231L170 232V229ZM218 231H220V232L218 233ZM9 232H11V231H9ZM164 232L165 231L163 228L161 229L160 227H158V225L154 226V233L156 235H161ZM192 233L194 234L195 232H193V230H192ZM11 237H13V236H11ZM142 237H144V235ZM128 240H130V241H128ZM153 242H154V240H153ZM157 245H159V246L161 245V247H158ZM224 249H228V250L226 251ZM127 252L130 253L129 257H127L125 254ZM97 254H99V253H97ZM187 256H189V255H187ZM109 257H111L112 259L107 260ZM143 258L145 260H143ZM178 264H182V263H178Z\"/></svg>","mask_w":264,"mask_h":264}]
</instances>
